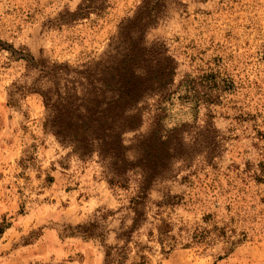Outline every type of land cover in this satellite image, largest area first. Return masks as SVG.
<instances>
[{"label":"rangeland","instance_id":"374dc122","mask_svg":"<svg viewBox=\"0 0 264 264\" xmlns=\"http://www.w3.org/2000/svg\"><path fill=\"white\" fill-rule=\"evenodd\" d=\"M138 42L148 77L153 58L175 66L163 127L192 128L186 158L149 190L124 264H264V0H0V264H107L105 245L122 244L134 184L111 187L95 156L45 133L39 91L72 86L73 69ZM157 99L145 98L137 133ZM159 219L175 239L168 252ZM195 229L207 232L195 241Z\"/></svg>","mask_w":264,"mask_h":264},{"label":"trees","instance_id":"16d2710c","mask_svg":"<svg viewBox=\"0 0 264 264\" xmlns=\"http://www.w3.org/2000/svg\"><path fill=\"white\" fill-rule=\"evenodd\" d=\"M96 10L99 8L92 3L86 7V12ZM116 40L117 44L122 43L121 32ZM140 44L113 46L98 61L82 69H73L76 80L69 81L72 86L57 88L53 95L48 89L39 91L46 110L42 122L45 133L52 135L79 159L95 156L111 187L128 189L131 183L135 186L127 206L132 214L131 224L116 233V239L122 244L105 245L107 264L125 263L131 234L145 220L148 192L153 184L170 173L174 160L186 158L188 150L183 134L192 128L185 124L170 129L163 127L166 102L175 93L170 88L175 66L173 61L162 65L159 59L153 58L157 71L155 77H148L150 68L141 69L137 61L140 50L146 49ZM153 95L158 99L150 108L149 128L144 133H137L144 113L149 112L150 104L145 98ZM201 97L207 103L217 99V95L208 93ZM212 129L208 123L204 131ZM127 133H134L128 144L125 139ZM207 133H201L204 140L216 138V135L207 136ZM159 203L163 202L157 205ZM159 221L155 225L157 240L161 251L168 252L175 242L173 235H169L171 225L162 219ZM90 226L94 227L93 224L83 226L84 236H95ZM205 232L206 229H195L191 238L200 240Z\"/></svg>","mask_w":264,"mask_h":264}]
</instances>
